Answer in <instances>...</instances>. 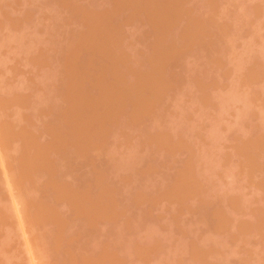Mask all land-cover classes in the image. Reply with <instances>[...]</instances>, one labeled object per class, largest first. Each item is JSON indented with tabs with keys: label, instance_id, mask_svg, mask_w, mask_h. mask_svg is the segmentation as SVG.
Here are the masks:
<instances>
[{
	"label": "rangeland",
	"instance_id": "rangeland-1",
	"mask_svg": "<svg viewBox=\"0 0 264 264\" xmlns=\"http://www.w3.org/2000/svg\"><path fill=\"white\" fill-rule=\"evenodd\" d=\"M0 264H264V0H0Z\"/></svg>",
	"mask_w": 264,
	"mask_h": 264
}]
</instances>
